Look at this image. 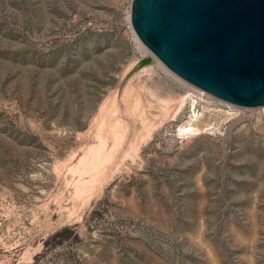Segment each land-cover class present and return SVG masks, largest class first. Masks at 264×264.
I'll list each match as a JSON object with an SVG mask.
<instances>
[{
	"label": "rangeland",
	"instance_id": "1",
	"mask_svg": "<svg viewBox=\"0 0 264 264\" xmlns=\"http://www.w3.org/2000/svg\"><path fill=\"white\" fill-rule=\"evenodd\" d=\"M129 5L0 0V264H264V105L158 66Z\"/></svg>",
	"mask_w": 264,
	"mask_h": 264
},
{
	"label": "water",
	"instance_id": "2",
	"mask_svg": "<svg viewBox=\"0 0 264 264\" xmlns=\"http://www.w3.org/2000/svg\"><path fill=\"white\" fill-rule=\"evenodd\" d=\"M129 20L184 80L231 103L264 105V0H130Z\"/></svg>",
	"mask_w": 264,
	"mask_h": 264
},
{
	"label": "bare ground",
	"instance_id": "3",
	"mask_svg": "<svg viewBox=\"0 0 264 264\" xmlns=\"http://www.w3.org/2000/svg\"><path fill=\"white\" fill-rule=\"evenodd\" d=\"M127 22H128V24H129V27H130V29H131V32H132V35H133V38H134V40L136 41V43L138 44V46L140 47V49L141 50H143V52H144V54L146 53V54H151V55H153V53L147 48V46L145 47L144 45H143V42L142 41H140V39L138 38V36L136 35V33L134 32V30H133V28H132V26H131V24H130V20H129V13H128V15H127ZM144 64H146V63H144ZM148 65V64H147ZM157 65L158 66H162V67H165L164 65H163V63L161 62V61H159L158 59H157ZM133 67V66H132ZM142 67V66H141ZM141 67H139V68H141ZM144 68H147V66L145 67V66H143ZM150 67V66H149ZM143 69V68H142ZM144 71V70H143ZM136 72H138L137 70H136ZM129 74V73H128ZM129 76H131V75H129ZM197 88H199V87H197ZM199 89H201V88H199ZM198 89V91H200ZM203 92V91H202ZM203 93H207V94H209V92H205V90H204V92ZM212 95V94H211ZM211 97H214V95L213 96H211ZM216 97V96H215ZM218 98V97H217ZM183 99V98H182ZM181 99V100H182ZM219 99H221V98H219ZM224 101H226V100H224ZM182 102V101H181ZM227 102H229V101H227ZM231 103V102H230ZM232 104H235V103H232ZM236 105H238V104H236ZM117 122V121H116ZM116 124V123H115ZM117 127V126H116ZM114 128V127H113ZM190 128V125L189 126H181V127H179V130H178V132H180V131H184V130H187V129H189ZM115 129V128H114Z\"/></svg>",
	"mask_w": 264,
	"mask_h": 264
}]
</instances>
